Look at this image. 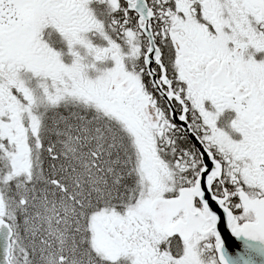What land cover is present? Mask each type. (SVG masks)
I'll list each match as a JSON object with an SVG mask.
<instances>
[{
	"label": "snow or ice",
	"instance_id": "6c2138e0",
	"mask_svg": "<svg viewBox=\"0 0 264 264\" xmlns=\"http://www.w3.org/2000/svg\"><path fill=\"white\" fill-rule=\"evenodd\" d=\"M0 264H264V0H0Z\"/></svg>",
	"mask_w": 264,
	"mask_h": 264
}]
</instances>
